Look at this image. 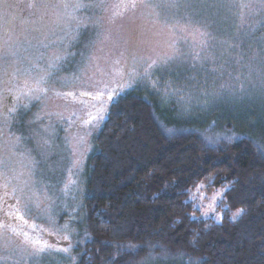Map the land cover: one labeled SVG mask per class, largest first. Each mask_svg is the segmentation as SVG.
I'll return each mask as SVG.
<instances>
[{"label":"rangeland","instance_id":"374dc122","mask_svg":"<svg viewBox=\"0 0 264 264\" xmlns=\"http://www.w3.org/2000/svg\"><path fill=\"white\" fill-rule=\"evenodd\" d=\"M132 93L212 143L240 137L223 116L264 131V0H0V264L78 263L89 158ZM221 192L193 191L203 217Z\"/></svg>","mask_w":264,"mask_h":264},{"label":"trees","instance_id":"16d2710c","mask_svg":"<svg viewBox=\"0 0 264 264\" xmlns=\"http://www.w3.org/2000/svg\"><path fill=\"white\" fill-rule=\"evenodd\" d=\"M174 114L134 93L110 105L89 158L77 264H264V131L223 116L240 137L212 143L200 132L209 121L179 126ZM200 185L223 190L218 219L192 200Z\"/></svg>","mask_w":264,"mask_h":264},{"label":"snow or ice","instance_id":"6c2138e0","mask_svg":"<svg viewBox=\"0 0 264 264\" xmlns=\"http://www.w3.org/2000/svg\"><path fill=\"white\" fill-rule=\"evenodd\" d=\"M133 7H135V4H134V3H133ZM154 66H156V64H155L154 61L148 63V68H153ZM43 91H47V89H43ZM108 98L111 99V98H112L111 95H109ZM199 187H200V188H204L205 186H204V185H200ZM215 195L218 196L219 199H221V200L223 199V193H222V192H221V193H217V194H215ZM209 207H213V205L210 204ZM213 210H214V207H213ZM242 214H243V210L241 209V210L238 211L237 215H242ZM20 218L23 219L22 216H21ZM234 219H235V217H234ZM38 243H40V244L42 245L39 249H37L38 252H43V251H45L47 248L50 247V246L47 245L46 243H43V242H38ZM70 250H71V245H69L68 247H63V248H58V249H57V251H61V252H64V253H69Z\"/></svg>","mask_w":264,"mask_h":264}]
</instances>
